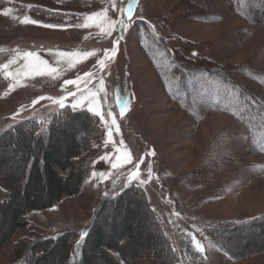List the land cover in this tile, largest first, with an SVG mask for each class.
<instances>
[{
	"label": "rangeland",
	"instance_id": "374dc122",
	"mask_svg": "<svg viewBox=\"0 0 264 264\" xmlns=\"http://www.w3.org/2000/svg\"><path fill=\"white\" fill-rule=\"evenodd\" d=\"M184 1L0 0V132L29 117L46 127L64 107L95 115L104 129L94 141L104 151L78 194L26 213L29 226L3 245L0 264L19 239L82 237L105 187L114 196L131 183L164 224L178 264H264V226L210 234L264 217V0H199L207 12H191L209 22L163 28ZM137 19L163 37L208 44L221 68L184 84L168 78L141 50ZM4 156L20 159L9 149Z\"/></svg>",
	"mask_w": 264,
	"mask_h": 264
},
{
	"label": "trees",
	"instance_id": "16d2710c",
	"mask_svg": "<svg viewBox=\"0 0 264 264\" xmlns=\"http://www.w3.org/2000/svg\"><path fill=\"white\" fill-rule=\"evenodd\" d=\"M241 1L247 7L252 0ZM182 5L185 9L176 17L162 18L163 28L176 19L210 21L208 13L191 12L206 6L201 1L185 0ZM249 17L254 19L253 14ZM136 31L143 53L156 61V67L168 78H175L180 84L185 83L187 75L209 76L221 68L207 58L206 43L179 36L163 37L143 19L136 20ZM168 40L173 41L171 47ZM186 53L196 55L189 58ZM158 56L165 58L162 65L158 64ZM5 86L0 72V89ZM103 135L104 129L95 115L69 107L53 113L46 127L29 117L0 132V250L18 230L29 226L26 213L48 209L63 198L78 194L93 160L104 151L94 146V141ZM6 149L20 155L17 163L12 165L4 156ZM107 193L105 187L83 238L67 231L57 236L19 239L13 244L9 264H135L148 254L153 264H178L165 226L149 206L144 192L131 183L114 196ZM260 225L264 226V217L225 228L213 227L215 232L210 234L214 238L218 234L222 240L219 234ZM147 228H152L154 235Z\"/></svg>",
	"mask_w": 264,
	"mask_h": 264
},
{
	"label": "snow or ice",
	"instance_id": "6c2138e0",
	"mask_svg": "<svg viewBox=\"0 0 264 264\" xmlns=\"http://www.w3.org/2000/svg\"><path fill=\"white\" fill-rule=\"evenodd\" d=\"M193 55H196V53H193ZM26 56H32V55L31 54H28ZM39 64L40 65H45L41 61H39ZM26 67H27V65H26ZM35 71L44 72V71H50V69H48V68H36ZM93 175H95V173H93ZM101 176H103V173H101ZM82 238H83V236H82ZM197 250L199 251L200 249L198 248Z\"/></svg>",
	"mask_w": 264,
	"mask_h": 264
},
{
	"label": "bare ground",
	"instance_id": "6f19581e",
	"mask_svg": "<svg viewBox=\"0 0 264 264\" xmlns=\"http://www.w3.org/2000/svg\"><path fill=\"white\" fill-rule=\"evenodd\" d=\"M185 94V93H184ZM189 105V104H188Z\"/></svg>",
	"mask_w": 264,
	"mask_h": 264
}]
</instances>
